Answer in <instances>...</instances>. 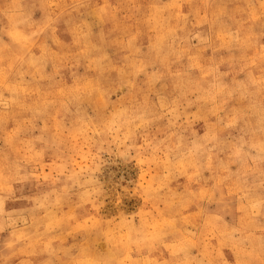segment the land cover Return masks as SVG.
<instances>
[{
    "label": "rangeland",
    "instance_id": "obj_1",
    "mask_svg": "<svg viewBox=\"0 0 264 264\" xmlns=\"http://www.w3.org/2000/svg\"><path fill=\"white\" fill-rule=\"evenodd\" d=\"M0 264H264V0H0Z\"/></svg>",
    "mask_w": 264,
    "mask_h": 264
}]
</instances>
